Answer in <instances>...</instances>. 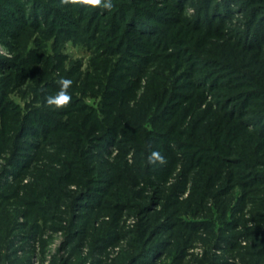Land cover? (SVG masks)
Returning <instances> with one entry per match:
<instances>
[{
	"label": "rangeland",
	"instance_id": "374dc122",
	"mask_svg": "<svg viewBox=\"0 0 264 264\" xmlns=\"http://www.w3.org/2000/svg\"><path fill=\"white\" fill-rule=\"evenodd\" d=\"M24 1L0 0V238H3L8 223L17 227L12 235L16 256L11 257L10 253L6 251L4 258H8L10 261L16 258L18 263L14 261L8 263L7 261L5 264H57L62 258L69 257L70 245L67 244L63 232L58 230L53 232L48 227L58 229L66 225L67 222L63 221L65 219L63 212L66 211L65 204L69 206V203H73L71 197L76 196L77 198L80 189L83 192H88V190L77 184H68L72 193L64 194V202L47 203L42 197V188L46 184L45 178L52 173V169L58 170L62 167L58 163H61L62 159H67V150L74 147L76 141L72 139L74 145H70L66 139L68 134H63L64 138L61 136L54 138L53 136L48 139L46 142L48 149L40 147L42 142L44 143V138L40 139L39 137L42 136L40 124L44 125V112L60 111L47 108L44 98L46 95L55 94L58 91L56 81L60 77H65L73 81V85L69 89L72 96L71 104L75 100L74 104L78 106L94 105L98 110V104L101 103L103 96L93 95V89L95 93L99 90L96 86L91 87V84L97 81L94 77L103 72L95 71L98 61L93 60V54L94 51L98 54L103 53L106 47L110 46H106L105 43L100 44L101 40H98L97 45L100 44L98 48L93 42V48L89 51L85 45L78 43V37H75V34L71 32L72 28L67 30L70 31L69 33H62V29L66 28L63 25L64 21L76 22L78 19L77 15H74L77 14L76 12L69 11L67 5L58 3V0H38L35 8L32 6V0ZM224 1L145 0L143 7L148 8V11H154V14L159 11L162 16L163 24L157 27L158 32L155 35V39L160 43L153 46L152 61L144 66L145 73L139 79L137 87L128 91L117 102L111 100L107 102L105 99L103 107L111 103L118 109L117 111L124 113L125 116L126 112L131 111L141 113L145 103L144 98L153 96L145 90V87H150L152 81L157 82L156 75L161 76L158 81L164 79L165 76L168 77L169 72L166 69L178 71L174 82L177 86L175 95L179 94L185 97L195 95L181 105L183 107L182 114L181 112L179 114L175 112L174 115L172 113L171 121L166 123L171 127L174 124L172 130L175 135L171 142L173 146L171 143L168 144V148L171 147L173 151L161 148L156 144L153 145L147 140L148 147H144L143 140L137 136L136 127H132L128 131L120 125L117 129L127 139L118 135L117 137L113 136L108 149H104L106 152L97 146L99 145L97 140H92L95 144L92 143L88 147L90 154H92L91 152L97 153L96 157L89 156L93 161L92 165L96 168L92 175L104 171L102 175L107 179V170L109 172L118 170L123 173L125 170L123 163L134 168L136 163L138 164L136 159H141L139 162L145 165L147 155L153 150L161 152L167 162L164 165L157 164L151 170L158 176H148L141 182L138 180L139 186L128 187L131 193H136L139 197L138 200L116 202L121 204V206H116L114 202L116 198H108L112 202L109 205L110 209L115 210H107L108 212L103 215L120 212V216L116 218V222L119 224L117 231H119L120 239L118 242L111 241L112 243H110L108 241L98 245V248H104L101 254L90 248L91 241L87 239L78 249L81 257H87L86 264H98L94 263V259H103L104 262L101 261L99 264H106L119 256L126 245V239L135 237L134 233L142 219L143 204L151 205L152 203L149 202L151 199L155 203L151 207H154L156 211L164 210L168 213L169 217L163 223L176 225L170 230L172 235L177 231L172 237H168L170 232H165L163 237H157V239L173 240L175 237L182 236V239L186 240V248L181 259L173 261V252H169V254L160 257L157 264H205L203 259L206 257V252L217 257L215 261L218 263L242 264L241 254L237 251V247L239 245L248 247L250 241L259 239L257 238L258 231H264V226L261 224L258 226L255 222H251V219L258 214L256 210L264 209V206H259V201L264 199L262 193L264 185L257 184L258 182L249 184L251 178L248 176L251 170L247 168L243 169L240 177L236 174L233 177H228L229 172L237 173L235 166L226 168V165H230L231 161L239 159L245 162V165L248 163L246 167L264 173V142H260L258 147L252 143L253 140L259 139L251 131V126L247 127L244 131L245 134L238 132L237 126L224 128L219 132L218 140L215 137L211 140L208 130L205 133L200 131L197 134L185 133L187 129H194L197 125L200 129L206 128L212 122V115L214 119H217L216 116L222 115L226 110L231 112L232 109L234 112L233 109H239L243 112L240 114L241 116L246 115H243V119L255 117L253 112L260 108L259 104L248 106L247 98L242 101V106L241 104L236 106L234 102L238 101L237 97H241L249 91L255 96L264 95V78L260 77L261 74L256 75L257 70H255L260 69L261 72H264V28L256 26L257 23L250 22L248 24L247 18L245 19L237 5L231 2L227 5ZM17 3H21V6L27 3V7L11 18L7 8L12 7L14 10ZM51 5L55 10L59 9L60 13L62 11L64 14L66 11L68 14L65 17H60L59 13L51 11ZM226 5L230 12H226ZM46 7L51 9L45 10ZM206 17L213 22L209 27L205 25ZM23 19L26 23L17 28ZM54 19L59 21V25L50 27L49 23ZM14 20H16V24H14ZM46 20L49 21L48 24H46ZM84 24H88L87 21ZM195 25L203 26L205 29L196 30L193 28ZM57 26L58 28H56ZM88 29L90 28L87 27L86 32L83 33V38L86 40L90 34V32L87 33ZM103 33L109 34L106 31ZM160 33L163 34L159 35ZM262 33L263 39L259 40L257 34L262 35ZM101 35L103 38L107 36ZM68 36H72L74 39L68 38ZM238 43L255 47L254 51L247 52L246 55L240 53V49L237 47ZM227 52L229 54L236 53L237 56L240 53L244 56L242 60L238 57L236 68L239 69V74L228 76V72L222 71L221 67L236 64L234 59L229 60L228 65L226 64L227 55L225 53ZM170 56L173 59L168 60L166 57ZM115 58L117 59L118 56L109 58L110 63L114 64ZM221 59L225 60V63ZM244 67L250 71V77L254 83L263 82L261 88L247 86L252 82L246 78L245 72H243L246 71ZM242 68L243 71H241ZM129 81L125 86H134L135 79ZM215 81L221 86H218L217 89L208 87ZM159 82L161 83V81ZM194 83L205 87L206 90L202 95L191 89V84ZM78 87L79 90L76 91L75 88ZM117 96L114 95V97ZM255 96L249 97L248 100L250 101ZM114 97L112 98L114 99ZM225 98L230 99L226 100ZM76 99L80 101L78 102ZM259 102L262 103V101ZM206 106H210L213 112L217 110L220 112L210 113V116L203 114ZM105 108H103L104 111ZM52 117H54L53 114ZM55 117L57 119V116ZM126 117L128 118V116ZM66 118L77 120L74 115ZM38 145L40 146L38 147ZM190 145H193L194 148H191ZM181 146L183 147L181 148ZM200 147L206 151L203 157H207L209 160V162H201L210 167L202 165L197 171L189 170V161L186 163V158H196L195 155ZM33 148L37 149L33 150ZM182 153H185L184 157L179 158L178 155L182 156ZM35 155L38 157L34 160ZM198 156L201 157L200 154ZM29 158H32L33 161H30V165H27L28 168L20 174L19 179H14L12 177L14 173L23 163L28 162ZM252 158L256 161H253ZM12 160H15V165L20 164V166L12 169L8 167V163ZM221 162L225 164L223 169L213 164ZM77 169H80V173H84V170L79 166ZM5 170L7 171L5 172ZM19 171L22 170L19 169ZM220 171L223 172L218 177ZM187 172L192 175L185 178ZM115 176L112 178V186L108 189L115 197H121L127 193L126 187L121 180L122 176L116 174ZM75 179L78 180V178ZM228 179L232 180V184L228 185ZM226 182L227 186H225ZM100 185L95 187H104L102 184ZM97 189L95 188L93 193L97 192ZM243 193L244 195H242ZM66 195L72 196L67 197ZM93 199L94 197H89L87 201L91 202ZM164 202L168 205L171 203L168 209L162 208ZM226 208H229L227 219H230L231 223L236 219L239 224L237 228L231 224L228 229H225L226 233H222L219 231V227L225 226L220 224V221L224 220L222 215ZM183 221L189 222L192 227L195 226L194 230H184ZM211 222L213 224L210 225ZM34 225L39 226L40 232L30 230ZM242 225L246 226V229L242 228ZM258 227L261 228L258 229ZM248 230L256 232H252L254 234L251 236L247 234L246 238L233 240L234 245L238 246L232 250L223 249V246L226 245L225 240H217L221 235L229 237L233 233H246ZM226 239L228 240V238ZM217 243L223 246L221 245L222 247L219 246V248L216 246ZM213 244L216 248L212 246ZM74 256L70 257L71 261H75ZM246 261L251 260L246 257Z\"/></svg>",
	"mask_w": 264,
	"mask_h": 264
},
{
	"label": "trees",
	"instance_id": "16d2710c",
	"mask_svg": "<svg viewBox=\"0 0 264 264\" xmlns=\"http://www.w3.org/2000/svg\"><path fill=\"white\" fill-rule=\"evenodd\" d=\"M27 1V0H25ZM24 1V2H25ZM30 1V0H29ZM166 1V0H163ZM181 1V0H178ZM208 1L209 0H205ZM226 1V2H225ZM225 4L228 5V3H232L237 5L242 13L244 14L246 22L250 24H256L258 27L264 28V23L262 18H264V0H225ZM61 4V0L57 1ZM114 2V8L112 11H106L102 9H93L89 7H84L80 5H75L77 8H74L75 6L67 5L66 7L69 8V11H74L77 14V21H64V26L66 28L62 29V33L66 34L69 33L67 30L69 28H72L73 34H75V37H78V43L85 45L89 51L91 48H93V42L98 44L97 41L101 40L100 44H106V49L103 51V53H95L93 54V60L98 61L96 65L95 71H99L102 74H99L97 77H94L97 81L95 83L91 84V87L96 86L98 88V92L95 93L93 89V95L98 96L97 94H100L103 96L101 103L98 104V110L94 105H77V104H70L69 107L60 110L59 112H44V125L40 124V128L42 131V136H39L40 139L44 138V143L42 142V145H38V147H44L48 149L47 140L53 138H57L61 136L64 138L63 134H68V137L66 138L67 141L71 144H73L72 139H75V146L71 149H68V157L67 159H62L60 166L58 170L52 169V173L49 174L45 178L46 184H44L42 188V197L46 200L47 203H56L64 202V194H71L72 191L68 188V184H77L81 188H86L88 192L86 191H79V194L76 198L71 197L72 195H66L67 197H71L73 199V203H69V206L65 204L66 211L63 212L65 219L63 220L66 225L59 227L58 229H50V231H61L65 234L67 244L70 245L69 247V257L68 258H60L61 260L57 264H86L87 257H81L78 249L81 248L84 244V242L89 239L90 242V248L92 250H96L98 254H101V251H103L102 248H98V245H101L103 242H118L120 239L119 237V231H117V216H120V212L116 211L115 213H107L106 216L103 214L105 212L113 211L115 209H110L109 206L112 202L109 201V199H115L114 202H126L129 200H138L139 197L136 195V193H131L128 189L134 186H139V181H143L144 178H148V176H158V174H155L151 172V170L156 165H149L147 162L145 165L143 163L139 162L141 159H136L135 161L136 166L134 168L129 167L127 165H124V171H118L115 170L114 172H109L107 170V179L103 177V172H98L95 175H92L96 168L92 165L91 162H93L89 156L91 155V158L96 157L97 153L91 152L88 147H90V144H92V140H97L99 145H97L100 149H108V146L113 140V136H122L123 138L127 139L125 135H121L120 131H118L117 128L119 126H123L125 130H131L132 127L137 128V136H139L140 139H142L144 143V147H148L146 140L149 143H152L153 145H158L161 148H167L169 151H173V149L170 147L168 148V144L173 141V136L175 135L174 131L172 130V127H174V124L171 126H167L166 123L170 122L172 117L171 114H175V112H178V114L181 112L183 107H181L182 104H185L187 100L193 97L192 94L188 97H185L184 95H175V90L177 86L174 84L176 80V74L178 71H171V69H166L169 72V76H165L164 79H159L161 83L158 81V78H161L160 75H156L157 82L152 81L149 86L145 87V90L148 91V93L153 94L152 97L144 98V106L141 111V113H134L135 111L126 112V116L124 113L117 111L116 107H114L111 103L108 105L107 102H110L109 100L113 102H117V100L121 99L123 95L127 94L128 91L134 90L137 85L139 84V79H141L145 73L144 66L147 65L150 61H152V49L154 50V45H159L160 41L156 40V34L158 32L157 27L161 26L163 22H161V14L159 11H157L154 14V11H148V8L143 7L145 0H113ZM32 6L35 8L37 6L38 0H32ZM21 3H17L15 5V9L13 10L12 7H8L7 12H9V16L14 18L16 15L22 11V9L27 7V3L23 4L21 6ZM225 6L226 12H230V9L228 6ZM52 9L50 7H46L45 10H50L52 12H57L60 14V17H65L68 12L64 11L65 13L62 14V11L60 13V10L54 9V6L51 5ZM18 7V8H17ZM21 7V8H20ZM40 8V6H39ZM258 14V17H257ZM17 18V17H16ZM18 19V18H17ZM64 19V18H63ZM19 20V19H18ZM14 24H16V20H14ZM87 21L88 24H84ZM19 27H22L26 21L23 19L20 21ZM46 24H48L49 21L46 20ZM205 25L206 27H209L213 24L210 19L205 18ZM75 24V25H74ZM50 27H54L56 25H59V21L57 19L52 20L49 23ZM62 25V26H63ZM68 25V27H67ZM89 27L90 29L87 30V33L90 32L88 40L83 38V33L86 32V28ZM58 28V26L56 27ZM196 30H203L205 27H199L198 25H195ZM58 30V29H57ZM80 30V31H78ZM102 31V32H101ZM103 31L108 32L103 33ZM55 34V33H54ZM100 34V35H99ZM101 34L107 35L105 38L102 37ZM163 33H160L161 35ZM259 36V40L263 39V33L262 35L257 34ZM97 36L98 39H97ZM68 38L74 39L72 36H68ZM117 38V39H116ZM116 40H118L116 42ZM263 41V40H261ZM260 41V42H261ZM84 44H83V43ZM99 44V45H100ZM95 45V46H96ZM96 48H98V46ZM239 45V46H238ZM172 46V44H171ZM170 46V48H171ZM238 49H240V53L248 54L247 52L254 51L255 47L252 46H246L245 44L238 43L237 44ZM111 48V49H110ZM257 48V46H256ZM215 53L217 51L214 49ZM191 52V51H190ZM237 56L236 53H225L227 55L226 58V64L227 62H230L229 60L234 59L236 64L234 66H231L230 64L226 67H221L222 71L228 72V76L239 74V69L236 68V65L238 63V57L240 60L243 59V55ZM235 55V56H234ZM115 56H118V58L115 60V63H110L109 58H114ZM216 56V55H215ZM103 58H107L104 59ZM168 60L173 59L172 56L166 57ZM217 60V59H216ZM223 63H225V60L221 59ZM220 60V61H221ZM95 63V62H94ZM103 65V66H102ZM169 65V64H168ZM220 65H222L220 63ZM169 68V67H168ZM246 71H243V68L241 71L245 72V76L248 80H250L252 83L247 84V86H250L251 88L255 87H262L263 85L261 83H254L252 80L250 71L247 69V67H244ZM264 69V67H263ZM257 70L256 75L261 74L260 77L264 78V72H261L260 69ZM173 76V77H172ZM175 76V77H174ZM172 77V80H171ZM255 78V76H254ZM135 79L134 86L126 87V83L129 80ZM236 80V79H235ZM130 82V81H129ZM90 84V83H89ZM88 85V83H87ZM123 85V86H122ZM218 86H221L216 81L213 83V85L209 84L208 87L212 89H217ZM226 86V85H223ZM237 86V85H234ZM123 87V88H122ZM191 89L198 92V94H201L204 92L205 87L198 86L197 83L191 84ZM76 91L79 90V87L76 89ZM233 90V88H232ZM70 92V91H69ZM90 92V91H89ZM117 96V97H114ZM199 95V96H201ZM233 96V95H232ZM255 96L251 91L245 93L241 97H237L238 101L234 102L236 106L238 104L243 105L242 101H244L247 98L246 102L248 106L255 105L260 107L257 111L253 112L255 117H251L249 119L244 118L242 111L234 110V112H228L227 110L223 112L222 115L216 116L217 119H214L212 115V122L204 129H200L198 125L194 129H187L185 133H191V134H197L198 131L205 133L206 130L209 131L210 139L213 140L217 138L218 140V134L221 132L224 128H230V126L234 127L237 126V131L240 133H244L246 131L248 126H251L252 132H254L259 140H253L252 143L255 144L257 147L260 144V142H264V95L262 96H255L250 101L248 100L249 97ZM114 97V99L112 98ZM236 97V96H235ZM92 98V97H90ZM186 98V99H185ZM107 100L105 103L106 105L103 107V101ZM230 99V98H225ZM76 101H80L79 99H76ZM259 101H262L260 103ZM258 102V103H257ZM177 106V107H176ZM107 107V108H105ZM176 107L174 110L173 108ZM185 107V106H184ZM105 108V111L103 110ZM216 110V109H215ZM220 112V110H217ZM216 111V112H217ZM212 111V108L210 106H206L203 110V114H207L210 116V113H216ZM52 114L54 117H52ZM74 115L77 120L66 118L67 116ZM57 116V119L56 117ZM246 116V115H245ZM66 118V119H65ZM237 120V121H234ZM241 124V125H240ZM74 126V127H72ZM37 135V134H35ZM194 137V136H193ZM215 137V138H214ZM78 138V141H77ZM40 144V143H39ZM95 144V143H93ZM74 145V144H73ZM173 146V143H171ZM198 146V145H196ZM33 147V146H31ZM176 147V145H175ZM183 146H181L182 148ZM191 148H194L193 145H190ZM15 149V145H14ZM37 149V148H33ZM45 149V150H47ZM179 149V148H178ZM58 150V149H55ZM106 150H104L106 152ZM140 150V149H138ZM143 151V149H141ZM177 150V149H176ZM205 150L204 148H201L197 151L196 158H186V163H188L189 170L197 171L202 165H205L206 167L209 166L206 163H202L201 161H206L207 157L205 156ZM198 154L201 155V157L198 156ZM185 153H182L181 155H178L179 158H183ZM83 158H82V157ZM38 156L35 155L33 158L34 160ZM256 157V155H255ZM178 158V157H177ZM185 159V158H184ZM183 159V161H184ZM195 159V161H194ZM253 161H256V159L252 158ZM32 158L28 159V162L23 163V165H15V160H12L8 163V167L17 168L20 166L19 169L22 171H18L14 173L12 177L14 179H19L20 174L28 168L27 165H30V161ZM91 160V161H90ZM258 160V159H257ZM33 161V160H32ZM213 162H216V160H213ZM233 162V163H232ZM140 163V164H139ZM85 164V166H83ZM142 164V165H141ZM218 168H224L225 164L221 163H213ZM248 163H246L247 165ZM245 162L236 159V161H231L230 165L227 164L226 168H231L232 166H235L237 169V173L229 172L228 177H233L235 174L239 177L242 176V171L251 170L249 172V176L251 179H249L250 183L258 182L257 184L264 185V173L260 171H256V169L248 168L246 167ZM59 166V165H58ZM78 166L84 170V173H80V169H77ZM144 166V167H141ZM230 166V167H227ZM210 167V166H209ZM244 169V170H243ZM7 170H5L6 172ZM125 172V173H124ZM223 171L218 172V177L222 174ZM116 175L122 176L121 180L124 182V186L126 187L125 195H122L120 198L115 197L111 192H109V189L112 186L113 180L112 178H115ZM130 175V177H129ZM189 175H192L190 172H187V175H185V178H187ZM75 178H78L76 180ZM81 180L79 181V179ZM75 179V180H74ZM139 180V181H138ZM229 180V179H228ZM259 180V181H258ZM232 180L227 181L228 185L232 184ZM227 182L226 185L227 186ZM95 184V185H94ZM102 184L104 187H95V186H101ZM89 185V186H87ZM129 187V188H128ZM95 188H98L97 192L93 193ZM264 194V191H262ZM112 194V195H111ZM244 195V193L242 194ZM89 197H94V199L90 202L87 200ZM76 198V201L74 202ZM109 198V199H108ZM85 200V201H84ZM150 203L155 204L153 199L149 200ZM148 204V203H147ZM144 205L142 210V219L140 220V223L136 229L135 237H131L130 239H126V245L123 248V251L119 256H117L114 259H111L109 263L106 264H157V261L160 257L164 256L165 254H169V252H173V261L179 260L182 258V255L184 253V250L186 248V240L182 239V236L175 237L173 240L166 239L161 240L159 238L163 237L165 232H170L171 234L168 235V237H172V230L175 228L176 225L167 224L165 221L166 218L169 217L168 213L164 210L156 211L154 207H151V205ZM121 206V204L116 203V206ZM162 207L163 209H168L171 203L169 205L165 202ZM217 205V202H216ZM75 206V207H74ZM154 206V205H153ZM259 206H264V199H261L259 201ZM74 207V208H72ZM229 209V208H228ZM226 208L223 213L224 220L220 221V224H224V227H219V231L222 233H226L225 229H228L231 224L237 228L238 222L235 219L232 223L230 219H227V211ZM258 214L251 219V222H255L256 225L264 226V215H262V212H264L263 208H258L256 210ZM45 213V212H44ZM217 223V222H216ZM213 224L212 222L210 225ZM183 229L188 231L189 229L194 230L192 225L189 224V222L183 221L182 223ZM15 228V229H14ZM16 226H12L8 223V225L5 227L4 236L3 238H0V264L10 263V262H16L18 263V260L12 259L11 261L8 260L6 257L5 252L8 251L12 256H16V249H13L14 244L12 240V235L14 234V230H16ZM242 228L246 229V226L242 225ZM261 228V227H260ZM258 227V229H260ZM31 231L40 232L39 226H33L30 228ZM252 232L256 231H246V233H237V234H231L229 237L226 236H218L217 240L224 241L226 244L223 246L222 244L217 243V247L223 246V249L232 250L236 248L237 246L234 245V241L236 239H243L246 238L247 234L251 236V234H254ZM33 236V235H32ZM157 237H159L157 239ZM242 237V238H241ZM33 238V237H32ZM228 238V240L226 239ZM257 238L253 242H249L250 245L248 247H237V251H239V254H241V263L242 264H264V231H258ZM112 241V242H111ZM232 241L233 243L229 242ZM222 243V242H221ZM214 248L216 246L212 245ZM221 246V247H222ZM97 247V248H96ZM220 248V247H219ZM210 252H206V257L203 259V262L205 264H221L215 261L217 257H214V255H209ZM4 255V256H3ZM76 255L75 261H71L70 257ZM93 255V254H92ZM212 257V258H211ZM246 257L250 258L251 261H246ZM6 259V260H5ZM10 259V257H9ZM214 259V260H210ZM103 259H94V263H101ZM104 262V261H103ZM223 264H229L224 262Z\"/></svg>",
	"mask_w": 264,
	"mask_h": 264
},
{
	"label": "clouds",
	"instance_id": "9594fccd",
	"mask_svg": "<svg viewBox=\"0 0 264 264\" xmlns=\"http://www.w3.org/2000/svg\"><path fill=\"white\" fill-rule=\"evenodd\" d=\"M61 4L80 5L106 11H112L114 8L113 0H61ZM56 83L58 85V91L55 94L45 96V106L51 110H62L69 107L72 103V96L69 89L72 87L73 81L65 77H60ZM146 162L149 165H164L167 161L161 152L153 150L147 155Z\"/></svg>",
	"mask_w": 264,
	"mask_h": 264
}]
</instances>
